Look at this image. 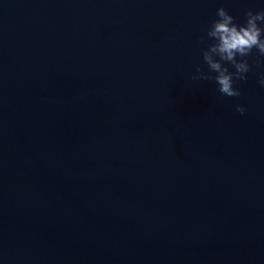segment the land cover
Segmentation results:
<instances>
[{
    "label": "water",
    "instance_id": "95a60500",
    "mask_svg": "<svg viewBox=\"0 0 264 264\" xmlns=\"http://www.w3.org/2000/svg\"><path fill=\"white\" fill-rule=\"evenodd\" d=\"M221 6L264 0H0V264H264V64L191 78Z\"/></svg>",
    "mask_w": 264,
    "mask_h": 264
},
{
    "label": "clouds",
    "instance_id": "9594fccd",
    "mask_svg": "<svg viewBox=\"0 0 264 264\" xmlns=\"http://www.w3.org/2000/svg\"><path fill=\"white\" fill-rule=\"evenodd\" d=\"M244 17L243 23H237L227 9L222 6L217 8L216 18L206 30L210 42L201 50L203 64L208 71L197 65L191 76L193 80H214L222 96L241 95L240 88L233 85L236 81L247 80V74L252 71L248 60L250 56H255L254 63L264 64V7L258 11L249 8ZM229 65L234 71L229 70ZM257 82L264 88V72L259 74ZM235 111L243 115L246 107L237 104Z\"/></svg>",
    "mask_w": 264,
    "mask_h": 264
}]
</instances>
